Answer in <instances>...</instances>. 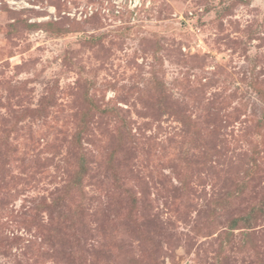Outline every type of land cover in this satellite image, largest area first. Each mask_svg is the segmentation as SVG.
<instances>
[{"label":"rangeland","instance_id":"374dc122","mask_svg":"<svg viewBox=\"0 0 264 264\" xmlns=\"http://www.w3.org/2000/svg\"><path fill=\"white\" fill-rule=\"evenodd\" d=\"M0 264H264V0H0Z\"/></svg>","mask_w":264,"mask_h":264},{"label":"built area","instance_id":"2783aa9c","mask_svg":"<svg viewBox=\"0 0 264 264\" xmlns=\"http://www.w3.org/2000/svg\"><path fill=\"white\" fill-rule=\"evenodd\" d=\"M130 6V5H129Z\"/></svg>","mask_w":264,"mask_h":264}]
</instances>
